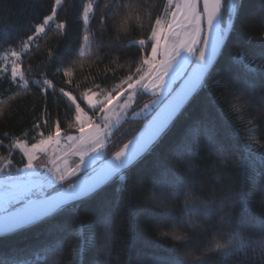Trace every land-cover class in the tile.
Segmentation results:
<instances>
[{
    "label": "snow or ice",
    "instance_id": "obj_1",
    "mask_svg": "<svg viewBox=\"0 0 264 264\" xmlns=\"http://www.w3.org/2000/svg\"><path fill=\"white\" fill-rule=\"evenodd\" d=\"M67 4L68 0H50L48 11L37 22L30 24L25 38L0 54V62L3 63L0 71L5 73L9 85H15L17 91H28L35 87L44 100L40 114L33 117L32 126L27 132L15 138L3 133L0 138V151L7 153V156L0 155V238L38 224L72 204L96 196L116 181H125L127 170L152 151L179 114L209 87V79L224 59V53L234 38L243 0H164L161 10L148 20L147 30H143V23L139 24L141 38L128 42L136 46L138 55L129 63L126 72H121L119 83L104 88L97 83L99 77L85 78L74 84L75 63L72 59L57 61L51 48L47 52L51 57L48 64L40 65L35 72V65L24 67V58L38 48L50 32L60 37L66 36L69 21L66 14L61 17V12L66 10ZM98 8L95 0H85L79 13L83 25L91 24ZM120 8L121 0H110L104 4L100 9L99 23L112 22L113 10ZM113 41L111 46L119 47L121 36H115ZM95 46L96 35L86 27L74 56L81 66L83 61L91 59ZM235 63L244 66L253 76L264 78V53L254 57L247 54V49H241L229 59V65ZM104 79H107V74ZM215 83L221 86L219 80ZM222 87L225 95H235L242 88L251 95L255 84L248 80L241 83L233 78L231 71H226ZM50 93L57 105L55 118L49 111ZM142 95H150L153 99L137 107V99ZM3 103L4 100L0 99V104ZM261 103L264 104V97H261ZM60 105H63L62 114ZM138 119L144 123L135 129L126 142L120 145L119 140L112 139L118 131L121 136L127 135L128 130L122 129V123ZM201 134L208 137L209 152L221 151L222 146L217 144L210 126L193 125L191 134L176 145V159L183 166L186 160L191 165ZM4 140L8 141L7 146ZM109 145H119L110 156L106 155ZM53 146L59 151H53L49 156ZM42 157L47 159L42 160ZM233 157V167L239 174H246L250 167L249 154L242 151L238 156L233 154ZM184 172L161 166L152 183L150 195L155 197L158 189L171 187L173 195L178 197L181 184L194 183L186 180ZM220 180L217 177L216 183L220 184ZM125 190L126 185L120 189L121 194ZM233 194L235 199L229 201L230 207L246 201L243 187L239 193L233 190ZM189 195L185 196L183 216L200 211L197 206H190ZM201 203L206 205L204 217H210L213 211L207 207L208 202ZM126 206L130 209L129 217L134 219L138 215L136 207L130 201ZM148 207L158 213L153 224L154 231L159 238L169 242L167 237L159 235V230L166 228L175 231L180 220L166 207H156L151 203ZM222 221L229 227L233 223L243 227L240 215L233 220L229 214V218L226 221L222 218ZM112 223V213L105 212L103 206L94 223L85 226L81 222L77 242L69 249L76 258L75 264H87L89 246L98 248L100 264H108L106 259H102L106 254L100 238L102 228H111ZM261 223H264V219ZM208 230L221 239L226 235L222 227L216 225H209ZM239 236L240 233L233 230L227 239L228 244L237 245L235 252L245 247L264 249V239H253L245 244ZM201 241L202 237L198 236L178 239L176 243L169 242L168 258L152 259L148 264H186L179 250L193 245L205 247L210 243L201 245ZM63 247V240L53 239L34 261H26L25 264H52V254L61 252ZM217 248L223 257L234 254L233 251L222 250L219 241ZM201 264L207 262L202 261Z\"/></svg>",
    "mask_w": 264,
    "mask_h": 264
},
{
    "label": "trees",
    "instance_id": "obj_2",
    "mask_svg": "<svg viewBox=\"0 0 264 264\" xmlns=\"http://www.w3.org/2000/svg\"><path fill=\"white\" fill-rule=\"evenodd\" d=\"M85 0H68L65 14L69 21V27L65 37H60L50 32L39 47L30 51L24 58L23 64L27 68L35 65V72L42 64H48L51 57L47 55L48 49L55 52L57 61L72 59L76 68V80L84 81L85 78L99 77L97 83L104 88L106 85L114 87L119 83L121 72H126L129 63L138 55L135 45H129L140 37L141 23L143 30H147L148 20L154 13L161 10L164 0H145L140 10V23L132 25L127 33L121 34L119 47L111 46L114 43L116 33L112 22L99 23L100 9L110 0H95L99 8L93 15L89 26L83 25L79 15ZM130 4L135 0H129ZM50 0H0V54L13 44H19L25 38L30 24L37 22L42 14L48 11ZM115 10V9H114ZM113 10V11H114ZM96 35V46L93 56L81 66L75 59V51L85 28ZM108 45V46H105ZM241 49H247V54L259 57L264 53V0H243V5L235 24L234 38L224 53L216 72L209 79V87L204 89L175 119L166 133L155 144L152 151L137 161L125 173V181H116L103 189L99 194L89 199L72 204L50 218L29 226L15 234L0 238V264H25L26 261H34L37 254L47 243L53 239L63 240L64 247L61 252L52 254V264H75L76 258L69 252V244L77 242L80 235L81 222L85 226L94 223L99 210L104 207L105 212L113 215V223L118 228L119 247L112 254L106 253L102 259L108 264H116L112 256L118 254L120 264H148L152 259H167L169 254V242L159 238L154 231L153 224L158 213L148 207L150 190L161 166L184 172L185 178L194 183H184L179 186V196L173 195L171 187L158 189L155 197H160L174 204L170 211L180 220L178 228L185 232L193 233L191 237H202L201 245L211 242L213 237L221 239L209 233L208 226L222 227L226 234L221 241L227 242L233 230L239 232V239L247 244L249 241L264 239V78L247 72L239 63L229 65V59ZM99 57L98 59L96 57ZM1 68V67H0ZM110 69H114L112 71ZM54 70V68H53ZM226 71H231L233 78L243 83L245 80L254 82L255 87L249 95L243 88L236 94H223V78ZM107 74V79H104ZM221 86H217L216 81ZM242 97V98H240ZM0 138L3 133L10 136L20 135L31 128L34 116L40 114L44 100L38 94V89L32 87L28 91H17L15 85H9L5 73L0 71ZM49 111L53 118L56 116L57 105L49 94ZM239 109V110H238ZM61 114L63 105H60ZM251 121L252 123H249ZM143 120H135L131 123H122V129H127V135L121 136L118 131L112 139L119 140L120 145L130 138L137 127L143 124ZM203 124L214 130V137L221 151L209 152L207 147L208 137L201 134L197 141L196 154L191 165L186 160L184 166L176 159V145L193 131V125ZM5 146L8 141L4 140ZM119 145H109L106 155H111ZM242 151L249 154L250 167L246 174H239L233 167V154L237 156ZM0 155L7 153L0 151ZM223 158V159H221ZM230 158V161L227 159ZM16 160H19L17 155ZM19 166V165H16ZM220 177V184L216 178ZM126 185V190L121 194L120 189ZM246 192V201L230 207L229 201L235 199L233 190L237 193L241 188ZM223 188V191H221ZM189 195L190 206L199 208V213L191 216H183L182 208L185 196ZM215 194H223L224 199H216ZM211 197V199H210ZM130 201L136 207L138 215L132 219L129 217ZM181 201L184 203L182 204ZM207 201V207L213 214L205 218L203 212ZM222 201H224L222 206ZM141 205H144L141 208ZM227 210L233 220L240 215L243 227L235 223L231 227L223 223L229 215H221ZM135 237V239H134ZM103 239V228L100 243ZM131 241V243H129ZM102 246V243H101ZM196 250L203 246H191ZM235 243L229 244V250L233 251L230 257L219 255L218 251L210 254L204 260L207 264H264V249L250 247L235 252ZM101 256L97 247H88L87 264H100Z\"/></svg>",
    "mask_w": 264,
    "mask_h": 264
},
{
    "label": "clouds",
    "instance_id": "obj_3",
    "mask_svg": "<svg viewBox=\"0 0 264 264\" xmlns=\"http://www.w3.org/2000/svg\"><path fill=\"white\" fill-rule=\"evenodd\" d=\"M145 3V0H135L134 5L129 3V0H121V8L115 9L113 11V21L112 27L116 33V36H120L121 34L127 33L132 25H138L140 23V10L142 5ZM99 58L98 56L96 57ZM83 61L82 63H85ZM223 159V158H221ZM230 161V158H227ZM234 162V161H232ZM216 199H224L223 194H215ZM211 199V197H210ZM149 203L153 204L156 207H166L168 209H172L174 204L160 197H150ZM183 204L184 202L181 201ZM230 213L225 210L221 215L227 216ZM159 235L163 237H167L169 242L176 243L178 239H187L190 238L193 233L185 232L180 228H177L175 231L171 229H160ZM242 235V234H240ZM119 236H118V228L114 223H112L111 228H105L103 230V239H102V247L105 249L106 253L112 254L114 249L119 247L118 244ZM222 245V250L228 251L229 244L227 242L220 241L219 238L213 237L211 242L200 250H196L193 247L185 246L181 248L180 254L185 259L186 264H201L202 261L209 258L210 254L219 251L217 248V242ZM74 247V242L69 244V248ZM112 258L116 261V264H120V257L118 254L112 256Z\"/></svg>",
    "mask_w": 264,
    "mask_h": 264
},
{
    "label": "rangeland",
    "instance_id": "obj_4",
    "mask_svg": "<svg viewBox=\"0 0 264 264\" xmlns=\"http://www.w3.org/2000/svg\"><path fill=\"white\" fill-rule=\"evenodd\" d=\"M0 67L3 68V63H2V62H0ZM9 72H10V68H9ZM150 99H153V97H151L150 95H142L141 97H138L136 106H137V107H138V106H141V105H143V103H146V102H147L148 100H150ZM63 147H64V145L62 144V145H61V148H63ZM53 151H59V149H55V146H53V147L49 150V156L52 155V152H53ZM41 159H42V160H46L47 157H42ZM70 159H75V158H70Z\"/></svg>",
    "mask_w": 264,
    "mask_h": 264
},
{
    "label": "water",
    "instance_id": "obj_5",
    "mask_svg": "<svg viewBox=\"0 0 264 264\" xmlns=\"http://www.w3.org/2000/svg\"><path fill=\"white\" fill-rule=\"evenodd\" d=\"M180 115V114H179ZM175 121V120H174ZM171 126V125H170ZM6 236V235H5Z\"/></svg>",
    "mask_w": 264,
    "mask_h": 264
}]
</instances>
